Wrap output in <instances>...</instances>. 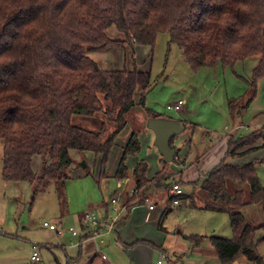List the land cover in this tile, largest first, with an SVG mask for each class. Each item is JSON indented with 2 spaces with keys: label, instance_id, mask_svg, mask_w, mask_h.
I'll use <instances>...</instances> for the list:
<instances>
[{
  "label": "trees",
  "instance_id": "16d2710c",
  "mask_svg": "<svg viewBox=\"0 0 264 264\" xmlns=\"http://www.w3.org/2000/svg\"><path fill=\"white\" fill-rule=\"evenodd\" d=\"M112 28L118 37L108 35ZM159 32H168L194 69L233 68L236 62L258 55L247 82L251 97L239 108L235 102L240 97L229 99V112L238 114L255 97L258 81L264 79V0H0L2 179L29 183L33 196L53 183L63 208L64 183L72 163L69 150L106 158L126 125V114L136 103L145 106L152 85L149 71L139 70L135 64L131 69H102L88 53L115 47L124 51L130 46L134 62L135 48L146 46L151 52ZM76 114L99 117L97 130L73 124L71 118ZM146 114L161 117L148 109ZM262 135V129L231 135L224 158L201 177L200 188L209 200L199 207L226 213L232 231L231 238H208L220 264H232L240 256L251 264H264L256 249L264 237L255 240L256 232L264 230V185L253 162H225L227 157L251 151ZM140 148L132 131L122 147L116 179L127 177L126 156L137 154ZM34 156L41 161L38 171L32 164ZM168 165L163 163L148 178L147 162L135 163L134 192L123 201L126 214L115 222V231L127 222L132 207L144 203L152 188L162 186ZM100 176H105L103 169ZM255 204L262 214L257 224L244 214L246 205ZM90 235L88 231L82 239ZM185 238L192 246L205 240L195 235Z\"/></svg>",
  "mask_w": 264,
  "mask_h": 264
},
{
  "label": "rangeland",
  "instance_id": "374dc122",
  "mask_svg": "<svg viewBox=\"0 0 264 264\" xmlns=\"http://www.w3.org/2000/svg\"><path fill=\"white\" fill-rule=\"evenodd\" d=\"M260 13L259 11L258 16ZM116 34L118 37L119 34L113 28L108 30L111 38H116ZM135 53L134 62L130 46L125 47L124 51L115 47L93 54V59L102 69H131L135 64L137 69L149 71L152 85L145 95V106L141 107L136 103L134 109L126 114V125L116 136L106 158L88 151L69 150L72 163L65 187L64 213L61 212L53 183H50L46 192L33 196L29 183L6 182L2 179L0 142V264H34L30 261L33 243L41 246V261L38 264L87 263L86 254L82 253V248L78 245L87 233L80 216L86 211L100 216L101 207L98 204L115 198L113 195L117 196V204H122L124 197L122 194L117 195L113 172L122 156V147L132 131L136 132L141 148L137 154L126 156L125 165L131 166L141 159L147 162V169L151 171L158 163L159 153L153 145L154 135L145 126L147 109L161 117L178 119L185 124V131L173 141V146L176 147L177 140L188 133L183 146L179 147V163L173 165L176 169L182 170V166L187 165L185 157L188 155L187 162L192 163L199 158L200 171H208L214 164V155L218 154V144L220 150L224 148L223 138L232 132L236 136L247 135L255 123L263 126L264 141V79L258 82L255 97L245 108L239 109L240 113H230L228 107L231 98L243 96L242 100L235 102L239 108L251 97L252 90L247 82L258 61V55L236 62L233 68L202 66L194 69L186 62L178 46L171 41L168 32L157 33L151 52L149 47L138 46ZM139 92L137 89L134 93L136 102ZM178 100L184 101L179 110L166 109L168 104ZM98 120L99 117L90 118L78 114L71 118L73 124L89 130H97ZM238 123L241 126L234 129ZM190 127L195 129L191 135ZM260 129L261 127H257L253 131L257 133ZM263 157L264 147L247 155L243 161H237H254V168L262 185L264 162L259 161V158ZM32 164L34 170L38 171L40 158L34 156ZM169 166L171 164L166 168V174ZM192 167L188 173L193 172L195 168ZM102 169L106 176L103 182L99 180ZM182 188L185 195H192L194 192L200 196L198 185L193 187L184 183ZM148 199L132 207L127 222L115 234L111 233L105 238L106 244L101 245L100 251L104 254L106 263L156 264L160 260L161 264H220L211 252L207 239L201 247L203 252L196 254L187 251V242L182 236L195 234L231 238L229 218L225 213L194 208L189 199L184 198L180 200L179 206L173 207L163 218L162 230L158 227L160 207L148 211V205H154V200ZM156 201L159 202L158 199ZM125 214L122 211L121 217ZM44 221L54 222L56 229L50 231L43 228ZM70 227L76 231V236L68 231ZM136 242H139L138 245H135ZM120 243L126 247L123 248ZM256 249L264 261V240L257 244ZM176 255L181 258L177 259ZM235 261L237 264H251L242 258Z\"/></svg>",
  "mask_w": 264,
  "mask_h": 264
},
{
  "label": "crops",
  "instance_id": "0c3cea01",
  "mask_svg": "<svg viewBox=\"0 0 264 264\" xmlns=\"http://www.w3.org/2000/svg\"><path fill=\"white\" fill-rule=\"evenodd\" d=\"M116 37H117V34H116ZM110 49H113V48H110ZM94 53L95 52L88 53V56H90L91 58H93V54ZM135 55H136V53H134V59H135ZM238 97H240V99H238V101H240V100L243 99V96H238ZM244 104L245 103H243V105ZM167 118H169V117H167ZM183 125H184V129H186L184 123H183ZM240 126H241V124L238 123V124H236V126H235L234 129H239ZM257 127H261V129H263V126L262 125H260L258 123H255L253 125V128H252L251 131H253ZM190 128L192 130L190 132V135H191L192 132L195 131V129H194V127H190ZM184 131L185 130H183L182 132H184ZM262 134H263V131H262ZM231 135H235L236 136V134L232 132V133L227 134V136H225L223 138V141H224V143H223L224 144L223 150H220L221 149L220 148V144H218V146H217L218 149L217 150H216V148H214V151L216 150V152H218V154L216 153V155H214V161H212V164L213 163L214 164L206 172L200 171L201 168L199 167V163H200L199 162L200 161L199 158H196L194 160L195 162H192V163L187 162L188 155L185 157V159H186L185 160V163L187 165H185L184 162H183L182 164H184V165L182 166V168H183L182 170H181V168H179V169L174 168L173 165L179 163V153H180V148L179 147H180V145L183 146V143L186 141V138L188 137V133H186V135H184V136H181V138H179L176 143L174 142L176 144V147H174V148H178L179 150H178V153H177L175 159L172 161L173 163L172 162L169 163V164H171V167L169 166V172L166 174L165 178L162 180V186L159 187V188H152L149 191V193H148V196H149L148 198L150 200H154V205H151V204L148 205V207H147L148 211H153L154 209H157V207H160L159 215L160 214L161 215H160V221H159V224H158V227L160 229L163 230V226H162V220H163V218L169 212L172 211L173 207L180 205V200L181 199L188 198L189 201H190V203H191V206L194 207V208H198V209L200 208L199 206H201V204H202L203 201H208L209 200L208 195L204 191H202L201 188H200L201 177H202V175L206 174L211 169H213L216 165H218L220 163V161L224 158L225 152L227 150V141H228V139H229V137ZM255 143H257V144H255ZM255 143H253L251 145V146L254 147L253 149H251V151H249V152H247V153H245V154H243L241 156H237V157H227L225 159V162L228 163V164H231V165H240V164H244V163H249V162H240V163H238L237 161H241V160L243 161V158H245L247 155H250L252 153H256L257 151H260L261 149H263V147H264L263 135H262V137L256 139V142ZM260 145H263V146L260 147ZM251 146H248V147H251ZM242 150L243 149H240L239 151H242ZM233 161H235V162H233ZM259 161H263L264 162V157L263 158H259ZM136 162L137 161H135L133 164H131V166L129 165L127 167L128 175H127L126 178H124V179H116L114 177L115 180H116V186H117L116 187L117 188L116 192H117V195L122 194L123 197H124L123 198V201H124L125 197L128 194L130 195L131 189L134 188L133 180H132V170H133V167H134V165H135ZM250 162H253L254 163V161H250ZM163 163L164 162L162 161V157L159 154L158 163H156V166L151 171H148V169L146 170V176L148 178L152 177L157 171H159L162 168ZM190 167L195 168V169L193 170V172H189L188 173V171L190 170L189 169ZM68 171H69V169H68ZM114 173H115V171L113 172V176H114ZM69 177H70V175H69ZM105 178H106V176H103L99 180H102L101 182H103V180ZM66 182H67V180L64 183V196H65ZM172 183H178L179 186L182 189V194L179 195V196H176L178 198V200H179V203L178 204H175V205L172 204L171 196L169 194V187H170V185ZM184 183L189 184V185H191L193 187L194 186L196 187V185H198L199 186V189H200V196H201V198H200L199 195H195L194 192H193L192 195H185L184 192H183V188H182V185ZM238 186L239 185L237 184V187ZM54 190H55V187H54ZM161 191H162V193H160ZM42 193H44V192H42ZM112 197H115L116 198L117 196L116 195H113ZM156 199H158L159 202H157ZM247 199H248V192H247V190H245L244 200L247 201ZM65 201H66V199H65ZM58 203H59V201H58ZM193 203L195 205H197V207L193 206ZM122 204H123V202H122ZM98 205H99V207H101V210H100L101 211V214H100V216H98L99 218L105 217L107 214L111 213L112 210H113V206L110 203V200L109 201H106V202H103V203H99ZM59 206H60V204H59ZM64 207H65V204H64L63 208L60 207L62 213L65 212ZM201 210H204V209H201ZM123 211L125 213V210H123ZM205 211H209V210H205ZM210 212H215V211H210ZM121 213H122V211H121ZM121 213H120V217H121ZM218 213H222V212H218ZM244 214L247 216L248 219H250V221H252L255 224H257V223H259V222L262 221L261 208H260V205H258V204H255V205H246L245 208H244ZM80 218H81V216H80ZM52 223H54V222H52ZM43 228H45V227H43ZM50 231H52V230H50ZM116 232H117V230L116 231L114 230L111 233L115 234ZM111 233H107V234L101 233V234H99V235H97L95 237L89 236L87 238L82 239V241H79V244L78 245H79V247L82 248V253L83 254H86V257H85L87 259L86 260L87 261L86 264H108V263L105 262V257H104V254L101 253L100 247H101V245L106 244L105 238L107 236L111 235ZM76 235H73V236H76ZM190 235H195V234H190ZM185 236H189V235H183L182 236L183 239L186 240V242H187V248H186L187 251H189L190 253H196V254L203 252L202 249H201V247L204 244V241L205 240L199 246H192V244L185 238ZM195 236H199V235H195ZM203 237H205V239H207V241L209 242L208 238L210 236H208V237L207 236H203ZM261 237H264V230H259V231L256 232V234H255V240H259ZM209 244H210V242H209ZM123 245H125V244H121L122 247H123ZM135 245H138V244H135ZM210 246H211V244H210ZM83 247H84V252H83ZM157 247H160V246H157ZM158 249H160V248H158ZM161 251L167 254V251L166 250H163L162 249ZM31 252H32V249H31ZM211 252L216 256V253H215V251H214V249H213L212 246H211ZM182 253L185 255L184 251ZM30 256H31V254H30ZM175 257L177 259L181 258L180 255H178V256L176 255ZM239 258L245 259L244 256H240ZM30 261H31V259H30ZM40 261H41V254L39 252V261H31V262H33L34 264H38ZM234 262H236V261H234ZM238 264H240V263L238 262Z\"/></svg>",
  "mask_w": 264,
  "mask_h": 264
},
{
  "label": "built area",
  "instance_id": "2783aa9c",
  "mask_svg": "<svg viewBox=\"0 0 264 264\" xmlns=\"http://www.w3.org/2000/svg\"><path fill=\"white\" fill-rule=\"evenodd\" d=\"M184 101L182 100H178L177 102L173 103V104H168L166 106V109L168 110H179L182 106ZM134 191H130V195L133 194ZM169 194L171 196V201L172 204H178L179 200L176 196H179L182 194V189L179 186L178 183H172L169 187ZM110 203L113 206V210L111 213L107 214L105 217L103 218H99L98 216H96V214L94 212H84L83 215L81 216V222L87 227V232L91 231V235L92 237H95L101 233H111L114 231L115 228V222L119 219L120 217V213L121 211L125 210L123 205H118L117 204V199L116 198H112L110 199ZM42 226L49 229V230H55L56 226L54 223L52 222H47L44 221L42 223ZM68 231L72 234V235H76V231L70 227L68 229ZM31 256L30 259L31 261H39V245L38 244H32L31 245ZM156 264H161V261L158 260ZM233 264H237L236 262H234Z\"/></svg>",
  "mask_w": 264,
  "mask_h": 264
},
{
  "label": "water",
  "instance_id": "95a60500",
  "mask_svg": "<svg viewBox=\"0 0 264 264\" xmlns=\"http://www.w3.org/2000/svg\"><path fill=\"white\" fill-rule=\"evenodd\" d=\"M145 126L153 133V145L162 157L164 163L172 162L178 148L170 146V140L181 134L184 130L182 121L166 117H148ZM84 166V163L82 164Z\"/></svg>",
  "mask_w": 264,
  "mask_h": 264
}]
</instances>
